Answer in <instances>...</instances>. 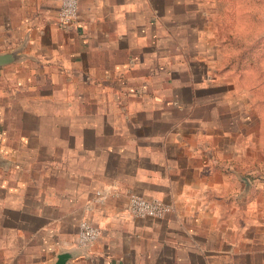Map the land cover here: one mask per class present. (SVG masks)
Segmentation results:
<instances>
[{
	"label": "crops",
	"instance_id": "obj_1",
	"mask_svg": "<svg viewBox=\"0 0 264 264\" xmlns=\"http://www.w3.org/2000/svg\"><path fill=\"white\" fill-rule=\"evenodd\" d=\"M60 6L0 0L3 228L16 217L0 264H57L62 253L71 256L66 264L264 257V245L251 252L249 227L240 241L228 222L250 203L235 200L238 180L222 151L227 132L211 120L213 97L194 93L193 63L185 82L173 69L192 47L199 52L206 0H80L68 25ZM156 78L176 95L135 93ZM132 194L171 209L134 218ZM84 218L101 228L85 251L75 246Z\"/></svg>",
	"mask_w": 264,
	"mask_h": 264
},
{
	"label": "rangeland",
	"instance_id": "obj_2",
	"mask_svg": "<svg viewBox=\"0 0 264 264\" xmlns=\"http://www.w3.org/2000/svg\"><path fill=\"white\" fill-rule=\"evenodd\" d=\"M206 2L209 18L202 20L201 38L195 45L192 43L199 52L194 54L192 47L189 49L191 54L184 56L185 59L176 63L173 69L182 79L178 78V82H185L183 69L186 64L193 63L197 80L194 93L213 97L209 107L211 120L221 131L227 132L222 151L232 162L230 166L238 180L235 200L250 203L248 211L235 210L228 222L240 241L243 236L245 241V229L249 227L251 252H257L264 245V0ZM189 40L185 42L188 44ZM162 74L163 77L168 75L166 71ZM155 80L158 83L153 87L138 86L135 93L176 95L167 89L162 92L161 78ZM20 108L16 106V109ZM2 217L0 213V244L7 230L10 232L8 237L13 238L12 231L16 226L15 217L3 228ZM75 246L79 249L77 243ZM1 248L2 244L0 258L3 256ZM247 257L236 264H264V257Z\"/></svg>",
	"mask_w": 264,
	"mask_h": 264
},
{
	"label": "built area",
	"instance_id": "obj_3",
	"mask_svg": "<svg viewBox=\"0 0 264 264\" xmlns=\"http://www.w3.org/2000/svg\"><path fill=\"white\" fill-rule=\"evenodd\" d=\"M58 19L61 24L68 25L76 21L80 0H60ZM99 196L102 194L97 192ZM90 209V208H89ZM130 213L136 218H162L171 209L168 204L159 198H145L132 194L129 202ZM100 228L88 219H83L79 224L77 245L89 247L100 237Z\"/></svg>",
	"mask_w": 264,
	"mask_h": 264
},
{
	"label": "water",
	"instance_id": "obj_4",
	"mask_svg": "<svg viewBox=\"0 0 264 264\" xmlns=\"http://www.w3.org/2000/svg\"><path fill=\"white\" fill-rule=\"evenodd\" d=\"M87 247H79L80 250H86ZM70 254L69 253H62L58 256V263L57 264H66V260L68 258H70Z\"/></svg>",
	"mask_w": 264,
	"mask_h": 264
}]
</instances>
